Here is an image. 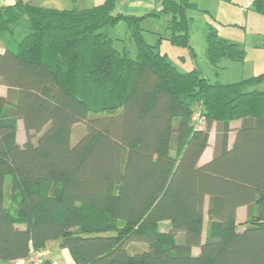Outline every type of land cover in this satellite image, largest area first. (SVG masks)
Returning <instances> with one entry per match:
<instances>
[{"label":"trees","instance_id":"16d2710c","mask_svg":"<svg viewBox=\"0 0 264 264\" xmlns=\"http://www.w3.org/2000/svg\"><path fill=\"white\" fill-rule=\"evenodd\" d=\"M196 7L162 0L160 11L134 15L117 12V0L84 10L0 6V35L28 23L17 48L0 52V262L58 241L74 264H264V72L212 82L198 66L172 64L164 37L152 45L143 36L144 19L167 17L168 41L195 57ZM253 10L264 16V0ZM120 22L133 57L107 33ZM205 41L217 74L224 60L244 62L243 46L214 26ZM214 124V157L200 164Z\"/></svg>","mask_w":264,"mask_h":264},{"label":"rangeland","instance_id":"374dc122","mask_svg":"<svg viewBox=\"0 0 264 264\" xmlns=\"http://www.w3.org/2000/svg\"><path fill=\"white\" fill-rule=\"evenodd\" d=\"M225 1V0H223ZM14 0H0V6L3 4L9 5ZM248 1L241 0V3L236 2L235 0H227L225 2H220L219 0H202V4L204 6H209L211 13L208 14H201L202 12H197V26L200 27H207V23L214 25L220 32V35L222 38L225 36L227 39L231 42H237L240 43L243 48L245 49L246 55L244 62H231L229 60H224L221 63V66H226L225 70H220L221 75H217L214 70H212V65L208 62L206 58V41L201 39V44L198 43V38H202V33L198 32V29H195L194 35H195V50L197 53V56L194 58L189 53V50L187 48H179L175 47L169 42L163 41V50H165V47L168 48L170 51V60L174 62L175 66L181 71V72H187L190 71L192 68H194V65L197 64L204 72V74L212 81L215 80H222V82H235L242 78H247L252 76L253 74H260L264 72V21L260 19H264V16L257 14L252 7V4H249ZM223 3V4H221ZM243 5V6H242ZM250 5V9L249 8ZM213 16V17H211ZM164 18V17H163ZM206 20L207 23H206ZM26 21V20H24ZM232 22V24H222L221 22ZM28 23L27 22H21L18 26L15 28V34L13 35L15 41L21 40L28 32ZM127 25L124 22L119 23L116 28L118 29L116 32L118 37L124 38L127 50L132 53L130 56H134L136 49L134 41L130 39V37L127 36L126 28ZM170 34V31L167 33ZM7 35V34H6ZM127 36V37H126ZM148 36V35H147ZM3 37V36H2ZM147 40L150 42H155L156 40L150 39L149 37ZM225 39V38H224ZM1 40V37H0ZM14 43V49H16V43ZM116 48H119L117 45ZM174 50H172V49ZM121 49V48H119ZM182 53L177 56V53ZM191 55V57H190ZM181 56H185L186 60L183 61ZM195 62V63H194ZM257 88L264 89V81L257 86ZM238 122H233V125H236ZM75 129V128H74ZM86 131L85 125L77 126L76 129L73 132L71 142L72 144H76V142L83 136L82 134ZM82 135V136H81ZM81 136V137H80ZM215 138V132L213 130L212 132V141ZM239 223H243L245 221H242L243 219H237ZM170 226L169 221H165L160 224L159 228L161 231H167L168 227ZM210 227V221L208 216H205V220L203 223L204 228V234H207V230ZM242 228V226H241ZM180 240V238H179ZM135 248L142 249L144 248L143 245H140L138 243L133 244ZM134 248V249H135ZM62 248L60 247V244L58 241L50 242L46 249L42 251V255H50L55 256L57 258L64 257L71 261L70 253H63L61 255Z\"/></svg>","mask_w":264,"mask_h":264},{"label":"crops","instance_id":"0c3cea01","mask_svg":"<svg viewBox=\"0 0 264 264\" xmlns=\"http://www.w3.org/2000/svg\"><path fill=\"white\" fill-rule=\"evenodd\" d=\"M32 1H33V4L36 5V6L43 7V8L57 9V10H72V9H75V8L84 10V9H88V8H92L94 6L100 5V4H102L104 2V0H32ZM178 1H180V0H178ZM219 1L220 2H225L227 0H225V1L219 0ZM235 1L238 2V3H241V0H235ZM243 1H248L249 4H252V7H253V1L254 0H243ZM191 2H193L197 6L195 9H193V10H191L189 12V15H190V17L192 19V21H191V32H190V42H191V45L193 47V50L196 53V50L194 48L195 45H196L195 44L196 39H195V35H194L195 29H198V32L202 33V36H201L202 38H198V43L201 44V39H203V35H204V40L206 38L209 26H214V25H212L210 23L208 24L207 23L208 20H206L207 27L197 26V23H198L197 20L198 19L196 17V13L197 12L198 13L202 12L201 14L210 15L211 10H210L209 6H204L205 4L204 5L202 4V0H191ZM13 3L14 2H12L11 4H13ZM161 4H162V0H117V12L125 13V14L144 15V14H149V13H154V12L160 11L161 10ZM221 4H223V3H221ZM248 9H250V5H249ZM211 17H213V16H211ZM260 20L264 21V19H260ZM221 23L222 24H226V25L227 24H232V22H230V21L229 22H221ZM116 26L111 28V29H108L107 33L109 35H111L115 39V47L118 45L119 48H121V49H119V48H117V49L125 50L126 49V46L124 45L125 39L117 36L115 31H117L118 29L116 28ZM141 27L143 28V36H144L145 40L149 44L157 45L159 43L160 37H164V40H162V42H160V49H161L162 52H164V53H166L168 55V58L170 60V51L168 49L170 47L167 46L168 48L165 47L164 48L165 50H163V45H162L163 41H165L166 43L169 42L168 38L170 37V34L169 35L167 34L170 31L168 29V19H167V17H164V18L163 17H149V18H146V19H144L142 21ZM126 28L127 29H126L125 33H127V36L130 37L128 26ZM219 35H220V33H219ZM0 37H1V40H0V52H3L7 48V46H9V47L13 46L14 47L15 44L12 43L13 41L15 43H17L15 41L13 35H11V34L10 35H6V34L5 35H0ZM146 37H149L150 39L156 40V43L155 42H150L149 40H147L148 38H146ZM223 37L225 39H227L225 36H223ZM169 44H171V43L169 42ZM13 47H11V48L13 50H15ZM16 48H17V44H16ZM179 48H181V47H179ZM206 49H207V47H206ZM172 50H174V49H172ZM131 53H132V51L130 52V50H129V54H131ZM181 54L182 53L178 52L177 56L179 57V55H181ZM196 56H197V53H196ZM190 57H191V55H190ZM181 58L183 59V61L186 60L185 56H181ZM171 62H172V64H174L173 61H171ZM196 66H198V65L195 64L194 67H196ZM221 67H222L221 70H225L226 68H228L226 66H224V67L221 66ZM212 70H214L213 67H212ZM220 73H221V71H220ZM217 75H221V74H217ZM217 80H215V81H217ZM220 81H222V80H220ZM7 94H8V88L5 87V86L0 85V97H6ZM239 126H240V122L236 123V125L231 124V127H232L233 131L229 134V146L230 147L233 145V143L235 141V132H234V130L236 128H238ZM213 130L215 132V138L212 141V132H213ZM217 131H218V125L214 124V126H213V128L211 130V133H210L209 146L207 147V149L203 153V155H202V157L200 159V164H205V163L209 162L210 160H212V158L214 157L215 146H216L217 135H218ZM25 142H26V134H25L24 125H23L22 121H19L18 122V127H17V143L22 145ZM247 213H248V208L246 206L240 207L238 209L237 219H243L242 221H246ZM205 238H206V234L203 235V240H205ZM63 253L64 254L65 253L69 254L70 252L68 250L62 249L61 255H63ZM193 253L195 255H198L200 253V249L199 248H193ZM44 256L47 257V258L59 260V261H61L63 263H67V264L73 263V259H72L71 254H70L71 261L66 259V258H64V257L57 258L55 256H50V255H44Z\"/></svg>","mask_w":264,"mask_h":264},{"label":"built area","instance_id":"2783aa9c","mask_svg":"<svg viewBox=\"0 0 264 264\" xmlns=\"http://www.w3.org/2000/svg\"><path fill=\"white\" fill-rule=\"evenodd\" d=\"M47 261H49L48 264H67L56 259L47 258L37 250H31L26 257L13 260L11 262H0V264H46Z\"/></svg>","mask_w":264,"mask_h":264}]
</instances>
